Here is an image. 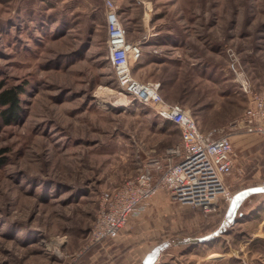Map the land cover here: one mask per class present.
<instances>
[{"label":"rangeland","instance_id":"obj_1","mask_svg":"<svg viewBox=\"0 0 264 264\" xmlns=\"http://www.w3.org/2000/svg\"><path fill=\"white\" fill-rule=\"evenodd\" d=\"M111 1L142 45L132 77L233 143L231 202L205 215L161 191L135 221L175 242L216 231L173 245L166 264H264V142L232 128L247 106L240 83L264 88V0ZM105 14L106 0H0V88L24 87L19 116L0 128V264H92L101 194L150 158L179 159L167 153L178 128L118 88Z\"/></svg>","mask_w":264,"mask_h":264},{"label":"built area","instance_id":"obj_2","mask_svg":"<svg viewBox=\"0 0 264 264\" xmlns=\"http://www.w3.org/2000/svg\"><path fill=\"white\" fill-rule=\"evenodd\" d=\"M106 47L118 88L137 102L149 106L163 121L180 131V143L168 154H177L176 163L150 158L132 178L101 194L99 210L88 236V247L118 238L130 218H139L159 192L182 205L197 208L205 215L216 211L220 199L229 202L224 184L233 167V143L229 135L215 136L217 129L200 130L191 112L166 102L159 84L141 83L132 77L131 62L142 56L140 40L129 41L116 7L106 0ZM240 91L247 98L242 116L232 128L264 142V88L254 90L243 81Z\"/></svg>","mask_w":264,"mask_h":264},{"label":"crops","instance_id":"obj_3","mask_svg":"<svg viewBox=\"0 0 264 264\" xmlns=\"http://www.w3.org/2000/svg\"><path fill=\"white\" fill-rule=\"evenodd\" d=\"M165 195V193H160L156 199H166ZM241 198L240 195H237L238 200ZM149 207L150 204L147 210ZM228 212V218H226L231 221L234 219L236 211L232 209ZM139 218H130L117 239L95 245L97 249L90 257L92 264H166V261H162L160 258L173 245L184 246L187 243H205L216 234V231H213L208 236L196 239L191 237L178 238L175 242L173 239L175 237L171 233L164 232L166 229L161 227V224L150 221L136 222Z\"/></svg>","mask_w":264,"mask_h":264},{"label":"trees","instance_id":"obj_4","mask_svg":"<svg viewBox=\"0 0 264 264\" xmlns=\"http://www.w3.org/2000/svg\"><path fill=\"white\" fill-rule=\"evenodd\" d=\"M23 92L24 87L21 85L0 88V128L11 124L19 116L21 109L19 95Z\"/></svg>","mask_w":264,"mask_h":264},{"label":"bare ground","instance_id":"obj_5","mask_svg":"<svg viewBox=\"0 0 264 264\" xmlns=\"http://www.w3.org/2000/svg\"><path fill=\"white\" fill-rule=\"evenodd\" d=\"M109 92V93H108ZM108 92L106 91V93H108L109 95H113V93L111 92V91H109L108 90ZM120 94H121V92H120ZM231 198V195H230V197H229V199Z\"/></svg>","mask_w":264,"mask_h":264}]
</instances>
